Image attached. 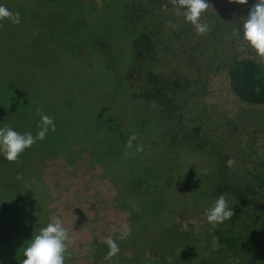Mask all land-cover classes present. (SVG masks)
<instances>
[{
	"label": "rangeland",
	"instance_id": "1",
	"mask_svg": "<svg viewBox=\"0 0 264 264\" xmlns=\"http://www.w3.org/2000/svg\"><path fill=\"white\" fill-rule=\"evenodd\" d=\"M84 1L79 7L70 0H0L21 20L0 21V128L36 135L38 109L56 125L19 163L0 155V264H21L27 243L56 218L74 238L66 264H264V232L255 241L245 237L242 215L215 227L206 217L216 198L226 194L223 171L233 184L264 189V106L238 99L227 75L236 57L262 61L243 40L244 21L239 27L230 11L235 8L242 17L243 8L230 0L220 7L208 0L211 6L201 17L211 27L205 36L190 22L184 27L182 16L176 17V28L166 27L191 34L199 51L198 78L205 91L195 98L204 128L193 142L177 119L163 118L151 134L140 133L149 108L135 43L156 28L143 27L150 19L132 27L121 13L127 0ZM60 24L65 27L54 26ZM134 133L138 139L129 149ZM138 145L144 150L137 152ZM229 159L235 160L232 168ZM129 168L146 177L135 178ZM203 169L208 174L198 177ZM181 172L183 184L174 179ZM194 183L203 194L193 190ZM177 187L183 190L169 191ZM147 189H154L153 204ZM226 196L234 211V200ZM124 225L129 235L120 240ZM224 235L230 241L222 244ZM109 236L120 246L111 261L105 260ZM240 241L246 250L231 253Z\"/></svg>",
	"mask_w": 264,
	"mask_h": 264
},
{
	"label": "trees",
	"instance_id": "2",
	"mask_svg": "<svg viewBox=\"0 0 264 264\" xmlns=\"http://www.w3.org/2000/svg\"><path fill=\"white\" fill-rule=\"evenodd\" d=\"M70 1L73 2L71 3L72 5H77L79 7L80 4L77 3L84 4L85 2L84 0ZM216 1L218 2V7H220L222 5V0ZM256 2L257 0H248L246 5L237 4L244 10L240 15L243 19L235 12V8H230V11L235 14L234 22H236L239 27H241L240 23L246 19L248 12ZM71 4L67 3V5ZM163 4L168 5L167 12L162 10L161 5ZM82 7L84 6L82 5ZM122 12H124L123 18L130 23L132 27L134 25L136 26L135 23L143 20L144 17L149 18L152 23L148 25L147 21L143 27H156L142 32L135 43V51L140 55L144 65V80L146 82L145 86H147L142 93V98L149 108L146 119L140 123V133L145 134L147 131L148 134H151L156 127L162 126L160 123L161 121H165L164 119L170 121L177 119L180 123V127L185 134H189V138L193 142L200 140V133L204 128V112L197 106L198 103L195 94L197 97L200 96L197 91H205V86H200L203 79L200 81L198 78L201 72L197 65V52L199 53V51L196 46V41L192 38L193 36H190L191 34H187L186 32L183 34L170 29L166 30L169 21L176 25L179 24L176 18L177 16L174 14L173 6L169 0H127L126 6L124 5L121 13ZM231 16L233 17V15ZM182 21L185 25L184 27L189 26L190 23H187L183 17ZM54 26L65 27V24ZM195 57L197 58L196 60H194ZM227 75L229 86L238 99L247 103L264 106V61H258L249 57H236L228 63ZM118 101V98H116V102ZM117 106H119V104H117ZM117 106L115 105V107ZM159 116H161L162 119L159 118ZM137 118L138 117L134 116L135 121ZM126 127L131 131L133 129L128 125ZM121 128L123 131L125 130L124 126H121ZM135 128L136 127H134V129ZM171 129L173 132V127H171ZM173 136L177 138V134L174 132ZM203 152L205 151H201V153ZM99 156H101V153ZM178 163L180 166L184 165L182 162H177V165H179ZM155 164L154 162L153 165ZM129 170L132 171L130 168ZM153 171L156 175L155 179L158 175L160 176V171L157 170V168ZM223 173L224 177L226 176L227 178H224L225 193L235 202L234 215L237 218L241 215L243 216L241 218L243 219L242 223L245 225L243 229L247 233L245 237H249L253 240L258 239L257 237L261 236L260 233L264 232V189H247L248 187H243L238 183L233 184L230 178L228 179L226 172L223 171ZM132 174L134 177L136 175L137 179L146 177L143 173H140V175L133 172ZM174 179L180 182V184H183L182 182L186 180V177L181 172L177 176H174ZM135 181L138 184L143 182L136 179ZM195 185L194 183L193 190L198 194H203L205 189H196ZM144 190L145 189L140 193L144 194ZM147 190L151 193V198L153 199L151 203L153 204L155 197L154 189ZM182 190L183 189H178V187L177 189H169L171 193H177ZM144 196L142 200L147 201L150 199L149 197L144 199ZM148 203L149 202L142 203L145 210L150 208ZM244 208H246V212ZM232 218L234 219V217ZM223 224H225V222ZM248 227L250 230H248ZM224 230L229 232L231 229L227 228ZM227 239L230 241V235H224V240L221 243L224 244V241L227 243ZM248 244H250V242ZM250 246L251 245H249V247ZM232 248L233 251H230L231 253L240 255L241 251L244 252L246 250V243L240 241ZM246 254L251 255L249 252H246ZM23 259L24 256L22 260ZM262 259L264 260V256Z\"/></svg>",
	"mask_w": 264,
	"mask_h": 264
},
{
	"label": "clouds",
	"instance_id": "3",
	"mask_svg": "<svg viewBox=\"0 0 264 264\" xmlns=\"http://www.w3.org/2000/svg\"><path fill=\"white\" fill-rule=\"evenodd\" d=\"M177 17H183L186 22H190L196 30L197 35L205 36L211 31V27L207 21H202V15L211 6L208 0H169ZM231 3L247 4L248 0H230ZM163 11H168V5H161ZM8 20L12 24H19L20 13H13L5 5H0V21ZM2 26V25H0ZM168 27L176 28L177 25L171 21ZM233 35L239 37V30H233ZM243 40L255 50L257 56L264 61V0H257L248 12L243 23ZM40 116V124L38 132L33 135L31 132L20 133L11 126L5 125L0 128V155L11 163H19V157L25 150L31 148L38 141L46 139L49 131L55 132L56 125L53 117L37 110ZM138 139L134 133L129 137L127 148L131 149L133 142ZM143 145H138L137 152L143 151ZM235 160L229 159L227 166L232 168ZM209 169H203L197 172L200 175H207ZM17 179H23L18 175ZM234 216L233 208L229 207L226 194H221L216 198L211 207L206 211V217L209 224L213 227L223 224ZM129 231L127 225L122 226L119 239L124 240L128 237ZM74 243V238L70 235L69 229L65 227L64 221L60 218L49 222L46 226L39 228L34 234L31 241L27 243V247L23 249L24 259L21 264H66L71 259L69 246ZM105 243L108 245L109 251L105 256V260L111 261L120 252V246L111 236L106 238Z\"/></svg>",
	"mask_w": 264,
	"mask_h": 264
}]
</instances>
